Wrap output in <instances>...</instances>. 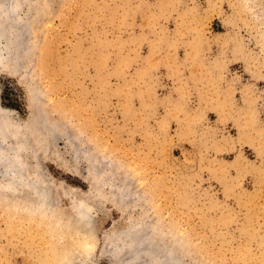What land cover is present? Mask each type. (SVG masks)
I'll list each match as a JSON object with an SVG mask.
<instances>
[{"label": "rangeland", "instance_id": "rangeland-1", "mask_svg": "<svg viewBox=\"0 0 264 264\" xmlns=\"http://www.w3.org/2000/svg\"><path fill=\"white\" fill-rule=\"evenodd\" d=\"M0 9V115L34 173L0 194V264H58L85 230L92 264H130L137 225L141 259L264 264V0Z\"/></svg>", "mask_w": 264, "mask_h": 264}, {"label": "bare ground", "instance_id": "bare-ground-1", "mask_svg": "<svg viewBox=\"0 0 264 264\" xmlns=\"http://www.w3.org/2000/svg\"><path fill=\"white\" fill-rule=\"evenodd\" d=\"M8 24H10V23H8ZM11 25H12V23H11ZM9 120H10V115H7V116L0 115V168H1V170H0L1 171L0 172V194L4 193L3 190L7 189L6 187H8L7 191H10V193H11L10 195L13 196L15 191H17L16 190V183L19 182V180L21 178L26 177L28 183L31 184L33 182L32 179L34 177V173H33V171L31 172L30 167L25 165L23 160L21 162V160L19 159L20 155L18 154L17 147H16V143H18L17 139L19 136L18 131L15 130L14 124H10ZM7 126L9 127V130H10L9 133L10 134L7 137H5V135L7 133L6 129H8ZM9 140H11L12 144L10 143L11 145H9V147H7V148L3 147L1 143L6 144V141H9ZM19 160L21 163H19ZM29 164H31V163H29ZM43 191H44V189H43ZM45 200H47V199L45 198ZM31 201L29 200V202H31ZM83 207H85V206H83ZM81 209L79 211L77 210V215L80 216V220H81L82 224H84L85 227L89 228L90 226H88V225H89L90 220H88L87 218L91 214L89 212L90 210L88 211L85 208H83L82 210ZM73 219H74V217H73ZM77 220H78V217H77ZM72 224H73V221H72ZM131 229L125 230L126 232L123 235L124 237H121L119 239V242H121V244L124 245L126 247V249L128 248V250H129L128 255L127 254H126L127 256L124 255V257L127 259L128 263H130V264H190L188 259H186L185 257H182L180 255H176L174 253H172L171 256H168V257L165 256L164 257L163 255H158V253L152 252L150 254L149 258L146 256V258L144 257L145 259L143 257L141 259L140 255L144 250H146L145 249V247H146L145 243L148 241L149 236H148L147 232L145 231L146 229H144V227L142 225H139V226L137 225V227H134ZM88 230H90V229H88ZM86 232L87 231L85 230L84 233L78 234V237H77L78 238L77 244L79 247V248H76V250L79 251V252H77V254L83 255V257L85 256L83 261L82 260H78V261L75 260V261H77L78 264H92V258L90 256V254L88 253V251H89L90 246L93 247L95 240L91 239L88 236V234H86ZM90 233H91V231H90ZM75 253H76V251L72 252V250H68L66 253L65 252L62 253L61 260L59 261L58 264H73L72 263L73 259H69V257L71 255H74ZM79 255H74V257L77 259V257ZM143 256H145V255H143ZM77 263H75V264H77Z\"/></svg>", "mask_w": 264, "mask_h": 264}]
</instances>
